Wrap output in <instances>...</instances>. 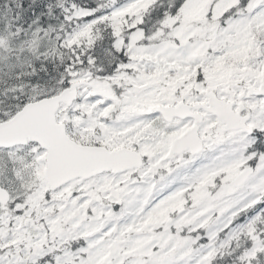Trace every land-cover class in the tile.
<instances>
[{"label":"snow or ice","instance_id":"6c2138e0","mask_svg":"<svg viewBox=\"0 0 264 264\" xmlns=\"http://www.w3.org/2000/svg\"><path fill=\"white\" fill-rule=\"evenodd\" d=\"M0 264H264V0H0Z\"/></svg>","mask_w":264,"mask_h":264}]
</instances>
